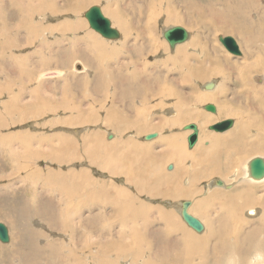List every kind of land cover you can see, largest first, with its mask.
Segmentation results:
<instances>
[{
  "label": "rangeland",
  "instance_id": "1",
  "mask_svg": "<svg viewBox=\"0 0 264 264\" xmlns=\"http://www.w3.org/2000/svg\"><path fill=\"white\" fill-rule=\"evenodd\" d=\"M3 1L6 0H0V143H2V145L0 144V222L4 223L9 228L10 240L7 243L0 242V264H144V260H153L152 263L154 264H169V262L175 261L173 257L178 254V250L174 246L169 249L171 252H169V256L164 259L156 261L155 257H152L154 250L151 252L147 250L143 255H140L139 259L135 262H132L134 260L130 259V255H123L119 262L116 261L114 259V247L116 245L125 246L127 250L133 248V241H128L126 239L130 238L132 233L134 234V229L144 232L146 236H149L150 238H147L149 244L147 245L153 246L155 241L160 239H157V236L160 233L163 234L166 229L164 219L162 218V213H165V211L177 217H174V219L180 222H178L182 226L180 230L189 232L191 235L195 234L193 229L192 231L183 221L181 222L180 215L175 209L165 206L166 202L164 203V201H168L169 203L183 200L191 201L189 210L192 212L194 207L198 208L196 201L202 199L205 194L210 193L214 189H222L228 192L231 189H235L234 187L254 188L256 192L255 195L260 194L264 197V183H236L241 174V170L238 168V171L234 172L237 170L235 169L227 176L233 170V167L236 168L238 166L237 160L236 162H232L234 164H232L231 161H229L228 164H224L219 170L221 174L218 171V174H211L213 176H201L198 180L193 181L188 178L189 184L193 183L200 191L197 193V190H194L195 193L193 196L188 198H174V196H172L173 190L167 183L165 184L167 186L164 185L162 189H159L157 184H152L151 192H141L135 189L133 183L126 181L124 174L112 176L108 174L106 169L98 167L97 164H89L85 154L82 155V158H75L72 162H69L71 165L65 162L60 164L61 166H58V164L54 162L50 163L43 161V159L48 156L47 150H43V147H45L49 139H57L60 135L66 136L64 138H69L68 140L71 139L72 142L74 140L77 145H80V148L81 146H86L83 142L89 141L90 143H95L97 139L101 143H107V145H112L111 143H114L118 146L117 148L121 146L118 145L119 141L130 143L131 145L134 144L133 146L142 145L149 150V154L146 153L143 155L140 153V155L137 156L140 157L139 160H134L135 158H133L135 164H142L143 161L145 162L146 160L151 164L155 162L158 167L154 168L150 165L147 171L142 173L140 170H136V168L130 170L129 168L132 165H128V170L129 176L133 175V179L137 177L139 184H144V180L138 179L142 175V177H147V181L154 182L156 181V179L153 178L154 175H170L177 169V164L172 160L169 162L170 160L165 157L153 158L156 153L160 154L165 151V146L161 143L162 138H177L182 150L185 152L188 151L187 153L189 154L195 150L194 148H197L195 145L209 148L211 140L208 137L229 134V132L233 130L234 125L224 132H215L209 130L207 127L226 118H232L235 124L236 117L222 116L215 118L217 115L216 113L210 112L203 107L206 104H211L217 110L218 106L215 101L194 103L192 100L189 101L188 99L192 98L194 94L206 92L202 89L201 85L209 80L216 81V85L221 86L223 89L225 86L227 87L229 85L227 96L230 95L229 92H231L233 88L231 96H235L236 93L238 96L242 93L238 90L236 86L237 83L234 85L230 81L235 72L234 65L236 63L233 61H239V65H243V61H245L243 59L246 54V49L243 46V38L245 41L248 38L247 32H251L250 24L253 21L255 23L258 18H261L262 21L264 20V15H260L256 8H250L249 14L247 13L248 15L245 16L242 15L241 18L243 19L241 20V18H238V21L236 18L239 15H235L233 11L222 9L221 2H217V6L215 7L220 9L216 11L219 19H215L214 21V15H208L207 13L209 11V6L207 4L208 0H111V2L114 3L110 5V10H116L120 18L126 23L127 34L124 35L123 30L120 29L118 25L114 24L113 18L105 12L104 0H98L96 2H90V0H77L76 4H72L73 7L75 6L74 10H60L56 13L44 11L39 15H34V12L29 10L31 9L30 5L28 9H24L22 15H25V12H27V15L30 17L33 15L31 20L32 28H35L36 25H40L44 27V30L42 32H38V30L31 31L26 35L23 31V24L18 22L19 15L11 10V8L14 7L12 6L11 0V5L9 4V8H11L9 10L8 8H3ZM31 1L32 3L30 2V4L36 5L38 0ZM57 1L60 3L62 0ZM223 3L226 6L236 4V2H227V0ZM257 4L260 6L264 5V0H256V5ZM92 5H98L101 8L104 15L110 19L112 25L120 32V35L122 34L120 38L113 40L105 39L88 26L83 15ZM167 7H171L173 13L182 16L184 20L180 22L181 24L173 23L171 20L164 18V12ZM16 9L19 10L18 7H16ZM2 13L6 15L4 16ZM244 17L246 18L244 19ZM147 19L150 20L151 26L153 24L155 25V32L149 33L146 31L149 27L146 23ZM236 20L238 23L240 22V25L242 22H246L247 24H242V26L237 27L230 26V24H238ZM65 21H67L69 25L78 26L77 29H72L75 30V32H72V30H63L60 24ZM16 22L18 24H16ZM176 24L188 30L190 38H188L189 40L187 39L188 41L186 40L184 43L176 45L174 49H170L162 37V34L159 32L165 27ZM228 29L232 31L228 32ZM237 30H240V35L235 34ZM225 35L234 37L237 44H239L241 55H233L221 45L218 37ZM126 38L127 40L124 42ZM193 39H198V43L203 45L200 51L196 46L193 49L190 47L187 48L191 58L199 59L204 63L206 58L212 59L213 55H216V58H220V64L225 65L231 72L227 70L229 73H226L224 68L222 69L223 74L217 72L215 76L209 78V75L204 71L206 64H202L197 66L202 69L201 79L190 80L191 78H189L190 81L187 82L183 75L186 74V72H190V67L192 65L196 67L197 60H186L187 62L185 63H179L174 58L171 59L172 57L168 61L165 58L174 56L176 47L184 44L188 45ZM25 40L28 42L25 43ZM157 40L164 44V47H161L162 49H160L159 45H155L154 47L150 46L153 42L158 44ZM95 42L106 45L108 49L104 51H95ZM28 43H30V45ZM259 46L261 47V45ZM110 48L115 49L114 52H116V54L111 55ZM262 48L264 49V44ZM62 49H66L69 54L73 53V55L66 56L68 60L64 65H58L57 62H59L60 59H53L52 62H50L49 58H54L59 55ZM255 51L258 52L257 54L259 55V52H264V50L260 51L258 49ZM44 55L47 56L45 57L46 62H50L48 65L51 66H44V60L42 59ZM248 62L254 63L253 59H249ZM214 64V62L211 63V65L209 64L208 68L211 67L216 69ZM91 65L100 67L106 72L109 70L114 74L122 73L125 75L135 71L141 83L150 80L152 84H148L149 86L145 84L144 89L146 92L142 97L138 95L135 97L134 95L128 101L120 102L117 97L112 96V89L114 86L113 88H111V86L107 87L105 83L104 93L97 94L93 91L92 86L94 82H91L90 75L88 76L85 74L89 69L94 72L93 68L91 69ZM225 73L226 75H224ZM105 75H109V73ZM263 76L264 72L261 73V71L257 70L251 75L250 84L256 88L264 87ZM79 78H82L84 83L80 82ZM140 78H144L145 82ZM103 79L106 80L105 78ZM223 79L224 84L222 82ZM75 83H77V85H75ZM161 88H171L176 94L180 93L178 94L180 97L176 98L175 96L157 94ZM262 95L263 98L261 102L264 103V93H262ZM181 97H183L184 103L188 101L185 104H187L191 112L198 111L202 115H208L213 120L200 124L198 120L186 121L187 118H181L179 124L168 129L162 128L158 130L156 128H150L145 130L136 125L121 132L114 128L115 124H113V122L110 123L108 121L109 119L107 120L109 116L107 109L108 107H112L117 113L116 118L120 120L134 123L138 119L144 118L147 123L153 126L157 122H160L161 119L170 118V113L175 112L174 103L177 99L181 101ZM236 98H238V107L244 108L247 106L248 108L250 106L248 111H242L241 115L244 120L249 117L259 116L261 112L264 111L261 110V112H258L255 110L257 108V104L254 102L256 101L255 97H253V99L242 96ZM67 103L68 106L79 107V111H82V113H84L86 109L88 111H94L93 115L95 119H88L89 125L86 123H77L71 126L69 124L59 123L67 117H73L79 114L74 112V110H70V108H65ZM98 103L102 106L100 107ZM252 106L255 109H253ZM141 114L144 116L142 117ZM85 115H87V113ZM78 116L81 118L83 117L81 113ZM111 116L113 117L112 114ZM189 123L196 124L199 130L198 140L191 149L187 147L188 145L186 143V137L191 131L183 128ZM61 129L69 131L78 130L80 133L72 135L61 131ZM149 132L151 134L155 132L157 136L146 140L144 135ZM247 132L248 134L255 133L253 127H249ZM108 133L114 135L112 139H108ZM95 134L97 136H95ZM203 135H207L208 137L203 139ZM24 138L32 140L30 144L31 149L23 150L18 144L19 141ZM59 139L62 138L60 137ZM199 140L202 141L200 142ZM145 141L149 143L146 144ZM11 142V148L14 147L16 153L22 150L24 152L26 151V155L23 156L24 159L21 157L20 168L24 166L23 163H26V166H24L25 168L23 169L19 168L16 175H10L15 166L13 160L8 156L13 154L8 153ZM52 143H54V141H52ZM52 143L49 142L48 144L52 146ZM84 149L85 147L81 148L79 152H84ZM28 150L31 152L36 151L39 157L28 156ZM120 150L121 154H125V156L129 154L127 151ZM249 150L251 152L248 153L247 151ZM245 151L242 149V151L237 154L240 153V156L244 154L245 157L252 155L264 156L263 150H257V152H255V150L253 151L252 148L248 147ZM121 157L123 156L119 155V161ZM121 164L124 165L126 162L123 163L122 161ZM167 164H173L172 170L167 169ZM181 165L183 168L190 171L193 163L190 159H187V161H183ZM227 165L229 170L231 169L230 172L227 169ZM51 170L59 171L57 177H49L48 173L51 174ZM77 172L80 173V176H83L85 181L73 177ZM149 173L154 175L149 177ZM31 176L32 179L34 178L33 181L37 185H27V181ZM186 176L187 175H184L178 180L179 185L184 186L183 181H187L186 178L188 177ZM72 178V185H78L82 182L84 188L90 189V192L94 193V197L95 195L100 197L87 201L81 207V210H76L77 207L73 205L71 200H68L72 193L63 191L64 185L67 184L68 186ZM214 179H221L225 184L229 181L226 185H232L231 189L226 190L221 187L211 188V181ZM117 189L123 190L125 192L124 195L126 194L128 196L124 204L126 209L135 208L139 205L145 208L144 216L148 219L147 224L144 223L145 219L143 221L142 219H136L134 220V224H129L126 228H121V221L116 220V216L112 213V210L115 209V205L112 204V201H123V199H125V196L120 197L118 195L117 199H114ZM75 191L78 190L76 189ZM77 194L80 196L81 192L78 191ZM109 194L111 195L110 197H108ZM71 196L73 198L77 197L76 195ZM102 197H104L103 200L109 199L110 202L100 205ZM129 198H133V202L131 200L129 201ZM37 202L42 203V205L37 206ZM110 204H112V206ZM225 206V204H221V201L218 200L215 205L209 207L211 212L207 214L206 219L217 220L219 223L214 230V234L217 237H223L222 239L224 242L230 243L233 242L234 233L237 231L236 221L234 214L231 213V209L228 208L229 211L226 212ZM246 208L248 207H245L242 212ZM116 209L117 211H122L119 205L116 206ZM70 211L78 213L76 218L70 214ZM71 216L72 219L70 218ZM194 216H196V214ZM196 217L201 221L204 220L200 214H197ZM245 217V214L241 217L243 219L242 226L238 229L240 239L248 237L249 230L252 229L255 223V218L249 219ZM220 228L223 229L221 232L218 231ZM100 230L108 231L110 236L103 234L99 239L98 234ZM154 234L155 236H152ZM196 234L198 233L196 232ZM177 235L178 233L169 234L164 241L165 243L160 242L159 246L163 247L175 244L176 241L173 242L171 238H175ZM121 237L123 240L119 242ZM89 238H91V240ZM101 238H105L103 242L100 241ZM108 249H110V252H108ZM212 250L213 244H207L206 252L211 253ZM170 255L172 258H170ZM208 255L212 258L213 264H218L220 258L216 253ZM251 256L246 257L245 264H250L252 259ZM175 258H177V256ZM198 261V258L186 262L182 259H178L174 264H197ZM232 264H234L233 261Z\"/></svg>",
  "mask_w": 264,
  "mask_h": 264
},
{
  "label": "bare ground",
  "instance_id": "2",
  "mask_svg": "<svg viewBox=\"0 0 264 264\" xmlns=\"http://www.w3.org/2000/svg\"><path fill=\"white\" fill-rule=\"evenodd\" d=\"M76 1L77 0H73V1L72 0H62L60 3H58L57 0H53V1L52 0H50V1L49 0H38L36 5L35 4L32 5V4H30V2L32 3L31 0H11V2L13 4L12 6H14V7H12V8L10 7V8H11V10H13L15 12V14L19 15V21L18 22L23 24V31L27 35V33L31 32V31L33 32V31L38 30V32H42L44 30V27H41L40 25H36L35 28H32L31 20H32L33 15H31V17H30L29 15H27V12H25V15H22L25 8L28 9L31 5V7H30L31 9H29V10H31V12H34V15L35 14L39 15L41 12H44V11H50L52 13H56L60 10H64V11H67L69 9L74 10L75 6L73 7L72 4L73 3L76 4ZM91 1L96 2L98 0H90V2ZM104 1H105V4H104L105 5V7H104L105 12L113 18L114 24L118 25V27H120V29L123 30L124 35L127 34V30H126L127 26H126V23L124 22V20L120 18L119 13L116 10H113V11L110 10V5L113 4L114 2H111V0H104ZM225 1L226 0H208L207 4L209 6V11L207 13H208V15H214V17H215L213 19L214 21H215V19H219L217 17L216 11L220 10V9L215 7V6H217L216 5L217 2L218 3L221 2L222 7H223L222 9L233 11L235 13V15H239L236 18L237 20H238V18H241L242 15L243 16L248 15L250 8H256L259 11L260 15H264V5H261V6L259 4L256 5V0H234V1L233 0H227V2H236V4L231 5V6H226L223 3ZM11 2H10V0L3 1V3H2L3 8L4 9L8 8V10H9L10 9L9 4ZM16 7L19 8L20 14H19V10L16 9ZM260 9H263V10H260ZM164 13H165L164 18L167 20H171L173 23H180L184 20V19H182V16H179L178 14L173 13V10L171 7H167L166 11ZM84 18H85V16H84ZM245 18L246 17H244V19ZM242 19L243 18H241V20ZM86 21L88 23L87 19H86ZM238 21H237V23H238ZM146 23H147V25H149V27H148V29H146V31H148L149 33L156 31L154 28L155 25L153 24L151 26L149 19H147ZM239 23L236 25L230 24V26L237 27V26H242V24H247L246 22H242L241 25ZM16 24H18V23L16 22ZM60 25L62 26L64 31H71L72 29L78 28L77 25H69L67 21L63 22ZM88 26H89V23H88ZM172 26H177V24L172 25ZM172 26H168V27L161 29V32H159V33L162 34L166 28H169ZM13 29H14V27H13ZM250 29H251V32H247L248 38L246 39V41L243 38V40H244L243 46L246 49L245 58L243 59L245 61H243V65H241V66L239 65V63H240L239 61H236V60L233 61L236 63L234 65V71L235 72H234L233 78H231V80H230L234 85L237 83L236 86L238 87V90L241 91L242 93H240L238 96H237V93L235 96H231V93L233 92V89H234L233 88V89H231V92H229L230 95L227 96V90H229V87H230L229 85L227 87L225 86L223 89L221 86L216 85V81L209 80V81H206L205 83H203L201 85L202 89L205 90L206 92L194 94L192 98L188 99L189 101L192 100L194 103H201V102L204 103V102H208V101L209 102L215 101L217 106H218V109L216 110V108L212 105L214 107L213 113L217 114L215 116V118H219L222 116L236 117L235 124H234V121L232 124V126L234 125L233 130L231 132H229V134L222 135V136H215L214 135V136L208 137L207 135H203V139L205 137L206 138L208 137L211 140V145L209 146V148H206V147L204 148V147H201L200 145H197V146L195 145V147H197V148H194L195 150L189 154L187 153L188 152L187 150H186L187 152L182 150V147L178 143L177 138H172V137H169L167 139L162 138L161 143L165 146V151L161 152L160 154L156 153L155 156H153V158L156 159V157L157 158L165 157V158L170 160L169 162H171V160L174 161L177 164V169L173 174H170V175L168 174L165 176H161V175L159 176V174L157 172H155V173H157L158 175H154V174L149 173L148 174L149 177H152L154 175L153 178L156 179V181H154V182L147 181V177H142L143 175L141 177L138 176L139 177L138 179H142V181L144 180V182H143L144 184H139V182L137 181V177L133 179V175L129 176L128 165H132L129 168L130 170H134L136 168V170H140V172H142V173L146 172L150 165H152V167H154V168L158 167V165L154 161H153L154 164L148 163L144 159L143 156L142 157L145 160V162L143 161L142 164H137V163L135 164V161H133V158H135L134 160H139L140 157H137V156H139L140 153H142L144 155V154L148 153L149 150L147 148H144L142 145L141 146H133L134 144L131 145L130 143H123L120 141H119L118 145H121V146H119V148H117L118 146L114 143H111L112 145H109V144L107 145V143L106 144L101 143L100 141H98V139H97L98 137L96 138L97 140H95V143H90L89 141L83 142V144H86V146H81V148L85 147L84 152H79V150L81 149L80 145H77V143H75L74 140H73V142H74L73 143L71 139L68 140L69 138H64V137H66L64 135H60L57 139H54V140L49 139L47 141V144H45V147H43L44 148L43 150H47V155H48L46 158L43 159V161H47L50 163L54 162V163L58 164V166H61L60 164H63L65 162H67L69 164V162H72V160H74L75 158L76 159L82 158L83 157L82 155L85 154L86 159L88 160L89 164H97L98 167L106 169L108 174H110L112 176L117 175V174H124L126 181L129 183H133V185H135V189H137L141 192H148V193L151 192V185L152 184H157L159 186V189H162L164 187V185L167 183L169 185V187L172 188V190H173L172 196H174V198L175 197H179V198L191 197L195 193L194 190H197V193L200 192L198 190V188L195 187V185H193L192 182H191L192 184H189L188 178L190 180L192 179V181H193V180H198V178H201V176L204 177V176H210L211 174H215V173L218 174V171L220 170V168L224 164H228L229 161H231V163H232L234 161L236 162V160H237L238 166L236 168L233 167V170L230 172L231 169L229 170V167L227 165V167H228L227 169L230 172L227 176H229L237 168L239 170H241L240 171L241 174L239 175V178L237 179L236 183H248V184H262V183H264V156L252 155L249 157H247V156L245 157L244 154H243V156H240V153L237 154L238 152L242 151V149L245 151L248 147L252 148L253 151L255 150V152H257V150H263L264 151V111L261 112V110H264V103L261 102V99L263 98L262 93H264V87L256 88L250 84L251 75L254 72H256L257 70L261 71V73L264 72V52L263 53L259 52L260 53V55H259V54H257L258 52L255 51L256 49H258L260 51L264 50L262 48V45L264 44V20L262 21L261 18H258L255 23L253 21L250 24ZM231 31H232L231 29H228V32H231ZM72 32H75V30H72ZM25 34H24V36H25ZM235 34L240 35V30H237V33L235 32ZM93 36H95V35H93ZM225 36H227V35H225ZM225 36H223V37H225ZM197 37H199V36H197ZM189 38H190V36H189ZM126 40H127V38L124 40V42ZM27 42L25 40V43H27ZM198 42H199L198 39H193L190 42V44H188V45L184 44V45L176 47L175 55L170 56V57H166L165 59H167V61H168L172 57L171 59L174 58L179 63H185V62H187L186 60L194 61L196 58H191L190 54L187 51V48L190 47L191 49H193L196 46L197 49L199 48L198 50L200 51L201 46L203 44L198 43ZM245 42H246V44H245ZM28 44L30 45V43H28ZM155 45H159L160 49H162L161 48L162 46L164 47V44L162 42L160 43L159 41H158V44L156 42H153L150 46L154 47ZM259 45H261V47ZM95 47H96L95 51H104V50L108 49V47L106 45L98 43V42H95ZM2 49H4V48H2ZM204 49H205V45H204ZM109 50L111 52V55L116 54V52H114L115 49L110 48ZM67 55L71 56V55H73V53L69 54L66 49H62V51L60 52L59 55H57L54 58H49V59H50V62H52L53 59H60V61L57 62L58 65L60 66V65H64L66 63V61L68 60V58H66ZM215 56L213 55L212 59L206 58L204 63H202L201 60L196 59L197 60L196 67L194 65H192L190 67L191 68L190 72H186V74L183 73L184 75L183 74H181V75L184 76V79L187 82L192 80V79H201L202 69L197 67V66L202 65V64H206L204 71L209 75V78L212 76H215L216 75L215 73H217V72L223 74L222 69H224V68H225L224 71H226V73H229V72H227V70L228 71H230V70L225 65L220 64V62H219L220 58L218 59ZM45 57H47V56L44 55L42 58L44 60V62H43L44 66H51V65H48L50 62L47 63ZM249 59H253L254 63L248 62ZM213 62L215 63L214 66H216V69H213L211 67L208 68V65L209 64L211 65V63H213ZM58 65H56V66H58ZM87 67H89V66H87ZM19 68H20V66H19ZM92 68H93L94 72H92V70L89 69L88 72L85 74H87L88 76L90 75L91 76V82H94L93 86H92L93 91L96 92L97 94L104 93L105 92V89H104L105 83H106L107 87L111 86V88H113V86H114V88L112 89V96L117 97L120 102L121 101L126 102L134 95H135V97L137 95L139 97H142L143 94L146 92V90L144 89L145 84L147 86H149L148 84H152V81H150V80L148 82H145L144 78L143 79L140 78L142 81L145 82V83H141L138 80V76L135 74V71H133L131 74L127 73V74L123 75L122 73H120V74L111 73V71H109V70L106 72L100 67L92 66L91 69ZM107 73H109V75H105ZM226 73L224 75H226ZM40 76H42V75H40ZM103 78H105L106 80H104ZM189 78H191V79L189 80ZM262 78L264 81V76ZM112 80H113V85H112ZM79 81L84 83V80L82 78H79ZM222 82L224 84V79L222 80ZM75 85H77V83H75ZM157 94H161L163 96H175L176 98L180 97V95H178L180 93L176 94L171 88H169V89L161 88L159 93H157ZM241 96L248 98V99H250V98L253 99V97H255L256 101H254V102H256L257 108L256 109L253 108V106H254L253 102H252L253 103L252 108L257 110L258 112H261V114L259 116L252 117V118L249 117L248 119L244 120L242 118L243 116L241 115L242 111H248V108L250 106L248 108H247V106H245L244 108L238 107V104H237L238 98H236V97H241ZM187 102H185V103H187ZM185 103L183 101V97H181V101L180 100L178 101V99H177V101L174 103L175 112L170 113V115H171L170 118H166L164 120L159 119L160 122H157L153 126L150 125L149 123H147L146 119H144V118L138 119L134 123H131V122H128L125 120H120V119L116 118L117 113H116L115 109H113L112 107H108V109H107V113L109 115L107 117V120L109 119L108 121L110 123L113 122V124H115L114 128L120 132L127 130V129H130L131 127H134L136 125L141 127V128H144L145 130L150 129V128H156L158 130H161L162 128L168 129V128H171V127L179 124L181 118H187L186 121L198 120L200 122V124H204L206 122L213 120L208 115H202L198 111L191 112L189 110V108L187 107V104H185ZM207 105H211V104H206L203 107L206 109ZM101 106L102 105H100V107ZM65 108H67V109L70 108V110H72V111L74 110V112H77L79 114L81 113L83 115V117L81 118L78 116L79 114H77L73 117H71V116L67 117L64 120L60 121L59 123H65V124H69L72 126V124H77V123L88 124V122H89L88 119H95V117L93 115L94 111H91V110L88 111L86 109L85 112L82 113V111H79V107H71V105L68 106V103L65 105ZM103 108H105V107H103ZM170 109H171V107H170ZM158 112H160V111H158ZM210 112H212V111H210ZM86 113H87V115H85ZM111 114L113 115V117L111 116ZM141 115H142V117L144 116L143 114H141ZM227 119H232V118H226L223 120H227ZM218 122H220V121H218ZM213 124H215V123H213ZM213 124H211V125H213ZM209 126L207 127L208 129H209ZM249 127L254 128V131H255L254 134H250V133L248 134L247 130ZM230 128H228V129H230ZM209 130H211V129H209ZM226 130H223L221 132H224ZM61 131L67 132V133L72 134V135L80 133L78 130H70L69 131L66 129L65 130L61 129ZM213 131H215V130H213ZM215 132H220V131H215ZM148 134H151V133L149 132ZM148 134L144 135V137H146ZM155 134L157 136V133H155ZM95 136H97V135L95 134ZM113 136L114 135L112 133H108V135H107L108 139H112ZM60 137L62 139H59ZM52 141H54V143H52ZM131 141H133V140H131ZM12 142H13V140H12ZM12 142L10 143V146H9L10 149H9L8 153L9 154L13 153V154L11 156L10 155H8V156L13 160V164H15V166H14V169L12 170L10 175H16V173L18 172V170L20 168V163H21L20 161L22 160L21 157L24 159L23 156L26 155V153H25L26 151L24 152L23 150L31 149L30 144L32 143V140H30L28 138L21 139L18 144L23 148V150L20 152H17V153L15 152L14 147L11 148ZM49 142L52 143V146L50 144H48ZM148 143L146 142V144H148ZM186 143H187V139H186ZM0 144L2 145V143H0ZM93 145H95V146H93ZM120 149H122V151H127V153H129V154L127 156H125V154H121ZM247 152L249 153L251 151L249 150ZM27 153H28V156H30V157H39V154L37 156L36 151L31 152L28 150ZM117 153H119V154H117ZM259 153H261V152H259ZM130 154H132V155H130ZM119 155L123 156V157H121L120 161L118 160ZM237 155L239 156V159H238ZM187 159H190V161H192V163H193V166L191 165L192 169L190 171L186 170L181 165L182 162L185 160L187 161ZM122 161H123V163L126 162L127 165L126 164L122 165L121 164ZM11 164H12V162H11ZM232 164H234V163H232ZM23 165L26 166V163H23ZM69 165H71V163ZM73 165H75V164H73ZM24 166L20 169L25 168ZM166 167H167V169L172 170L173 164H167ZM238 169L235 170L234 172L238 171ZM58 172L59 171H52L51 174L48 173V175H49V177H51V176L57 177V175L59 174ZM220 172L221 171H219V173ZM77 174H78V176H77ZM77 174H74V175L72 174V175H73V177L77 178L78 180L82 179L85 181L83 176H80L79 172H77ZM184 175L188 176V177L186 176L187 181L184 180L183 181L184 186H181L178 184V180ZM211 176H213V175H211ZM33 179H32V176L29 177V179L27 181V185L28 184L34 185L35 182L33 181ZM66 179H67V177H66ZM89 179L91 180L90 177H89ZM227 182L229 183V181H227ZM228 183H226V184H228ZM72 184H73V178L71 179L70 184H68V186H67V184L64 185L63 191H67V192L72 193V194L69 193L71 199H70V197H69V199L68 198L67 199L69 201L71 200L73 202V205L77 207L76 210H81V207L87 201H90L96 197H100L98 195H95V197H94V193L93 192L91 193L90 189L84 188L83 187L84 184L82 182H81V184H78V185H76V184L72 185ZM226 184L221 179H214L211 181L210 187L211 188L221 187V188H224L226 190L231 189L232 185H226ZM35 185H37V184H35ZM165 186H167V185H165ZM197 186H199V185H197ZM101 187H103V186H101ZM263 187H264V184H263ZM234 188L235 189H231L228 192H226L222 189H221L222 191L218 190V189H214L211 192L209 191L210 193L205 194L202 197V199L196 201L198 208L192 206V207H194L192 209L193 210L192 212H191V210H189L190 208L188 209L189 213H193L194 215L196 214V216H197V214H200V216H202L204 218V220H202V221H204V222H202L204 224V228H203L202 232L195 231V234L191 235L189 232H185L183 230H180V227H182V226L179 224L180 223L179 221H178L179 223L177 221H175L174 217H176V216L175 215L173 216L172 213L165 211V213H162V218L164 219L166 229H165L163 234L160 233L157 236V239L158 238H160V239L156 240L153 246L147 245V244H149L147 242V238H150L149 236H146L144 234V232L137 231L134 229V234L132 233L131 237L126 239L128 241H133V243H134L133 248L127 250V248L125 246L116 245L114 247V249H115L114 250V252H115V258L114 259L119 262L121 260V258L123 257V255H130L129 256L130 259L134 260L132 262H135L137 259H139L140 255L144 254L145 251L149 250V252H151L154 250L152 257H155V260L159 261V259L161 260V259L168 257L169 252H171V250H169V249L172 246H174L178 250V254L176 255L177 258H175L176 256L173 257V259L175 261L169 262V264H174L178 259H182L186 262V261H190V260L196 259V258L199 259L197 264H213L212 258L208 255L211 253H216L219 256L220 261L218 262V264H226V263L232 264V261L234 262V264H245L246 257L251 256V254H252V256H251L252 259H251L250 264H264V197L261 196L260 194L255 195L256 192H255L254 188L253 189L245 188V187H241V188L234 187ZM76 189L81 192L80 196H78V194H77L78 191H75ZM103 189H105V188H103ZM54 191H55V189H54ZM160 191H162V190H160ZM260 192H258V193H260ZM89 193H91V194H89ZM124 193L125 192L123 190L117 189L114 199H117V195L120 197L125 196V199H123V201L122 200L112 201V204L115 205V209L112 210V213L116 216V220L121 221V224H122L121 228H126L129 224H134V220H136V219H142V221L145 219L144 223L147 224L148 219H146V217L144 216L145 208L143 206L139 205L138 207H135V208L133 207L130 209H126L124 207V204L126 203V198H128V196L126 194L124 195ZM71 195H76L77 197H74L75 198L74 199ZM110 196L111 195L109 194L108 197H110ZM103 199H104V197L101 198L100 205H104V203L110 202L109 199H105V200H103ZM132 199L133 198H131V199L129 198V201L131 200L133 202ZM218 200L221 201V204L226 205L225 206L226 212H228L229 211L228 208H230L231 213L234 214V217H235L237 231L234 233L233 242H230V243L224 242L222 239L223 237H221V236L217 237L214 234V230L218 226L219 222L215 219H213V220H207L206 219L207 214L209 212H211L209 207L215 205ZM183 201L173 202V203L172 202L169 203L168 201H164V203L166 202L165 206H168V208L171 207V209H175L178 212V214L180 215V218H181V222L183 221L182 216H181V204ZM38 202H37V204H38L37 206H41L42 203H38ZM119 202L122 204H120ZM112 204H110V205L112 206ZM117 205H119L121 207L122 211H120V210L117 211V209H116ZM245 207H248V208H246L242 212V210ZM70 214H72V216L74 218H76L78 213H74L73 211H70ZM244 214L246 215L245 218H249V219L255 218L254 219L255 223L252 226V229L249 230L250 232L248 234V237L240 239V233H239L238 229L242 226L243 219L241 217ZM72 216L70 217L71 219H72ZM178 220H179V218H178ZM188 228H190V227H188ZM190 229L192 230V228H190ZM206 229H207V231H206ZM222 230L223 229L220 228L218 231L221 232ZM196 232L198 234H196ZM171 233H178L177 237L171 238V240L173 242L176 241V243L173 245H168V246H163V247L159 246L160 242L165 243L164 241L167 239V237ZM103 234L110 236V233L108 231L100 230L99 234H98L99 239H100V237H102ZM152 236H155V234ZM108 238H106V239H108ZM89 239L91 240V238H89ZM104 239L105 238H101L100 241L103 242ZM121 240H123L122 237L119 239V242H121ZM107 241H109V240H107ZM102 242H99V243H102ZM207 244H210V245L213 244V250L211 253L206 252ZM108 252H110V249H108ZM170 258H172V256ZM140 261H141V259H140ZM152 261H150V260L145 261L144 260V264H154V263H152ZM122 263H125V262H122ZM125 264H128V263H125ZM131 264H133V263H131Z\"/></svg>",
  "mask_w": 264,
  "mask_h": 264
},
{
  "label": "water",
  "instance_id": "3",
  "mask_svg": "<svg viewBox=\"0 0 264 264\" xmlns=\"http://www.w3.org/2000/svg\"><path fill=\"white\" fill-rule=\"evenodd\" d=\"M84 16L88 20L89 27L96 33L100 34L101 37L108 40L120 38V32L112 25L110 19L103 14L101 8L98 5H92L87 11H85ZM189 36V31L179 25L166 28L162 33V37L167 42L170 49H174L176 45L184 43L189 38ZM218 40L231 54L241 55L240 48L234 37H232L231 35H227L225 37L219 36ZM206 109L208 111H214V107L212 105H207ZM232 124V119L222 120L213 125H210L209 129L221 132L230 128ZM183 128L185 130H191V133L187 136V145L188 148L191 149L198 140V127L196 124L190 123L185 125ZM154 137H156V134L152 133L147 135L146 139H152ZM190 205L191 201L182 202V219L194 231L201 232L204 228V224L202 223V221H200V219L188 212ZM9 235L10 234L8 227L4 223L0 222V242H9Z\"/></svg>",
  "mask_w": 264,
  "mask_h": 264
},
{
  "label": "crops",
  "instance_id": "4",
  "mask_svg": "<svg viewBox=\"0 0 264 264\" xmlns=\"http://www.w3.org/2000/svg\"><path fill=\"white\" fill-rule=\"evenodd\" d=\"M8 5V4H7ZM6 15V14H5ZM9 229V228H8Z\"/></svg>",
  "mask_w": 264,
  "mask_h": 264
}]
</instances>
